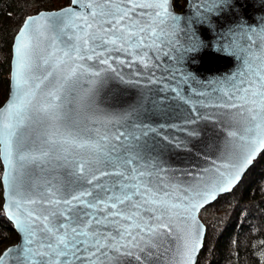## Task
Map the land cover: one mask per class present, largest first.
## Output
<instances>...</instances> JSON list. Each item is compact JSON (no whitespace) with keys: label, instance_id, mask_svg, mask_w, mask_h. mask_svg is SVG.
Segmentation results:
<instances>
[{"label":"snow or ice","instance_id":"1","mask_svg":"<svg viewBox=\"0 0 264 264\" xmlns=\"http://www.w3.org/2000/svg\"><path fill=\"white\" fill-rule=\"evenodd\" d=\"M195 2L186 22L171 0H70L58 13L25 19L14 93L0 108V183L20 243L0 253V264H162L173 240L176 264H193L197 211L230 191L264 151V18L250 24L241 14L219 34L213 51H230L239 68L198 90L192 85L202 81L185 66L210 47L201 29L214 30L213 18L243 6ZM120 67L161 83L199 119L212 114L196 105L230 110L223 162L208 177L183 181L167 164L165 150L184 145L160 131L166 125L146 122L139 109L97 108L82 78L102 84L111 72L123 80ZM182 86L208 99L193 101Z\"/></svg>","mask_w":264,"mask_h":264},{"label":"water","instance_id":"2","mask_svg":"<svg viewBox=\"0 0 264 264\" xmlns=\"http://www.w3.org/2000/svg\"><path fill=\"white\" fill-rule=\"evenodd\" d=\"M174 0H171V10L175 15L183 17L184 21H188L194 17L197 12L195 0H185L183 7L177 11L173 5ZM242 8L225 11L218 17L213 18L212 24L214 30L204 31L203 36L206 38V43L210 45L204 52L196 54L194 60L188 63L185 67L188 71L195 74L198 80L202 83L193 84L192 87L198 90H205V86L210 81H220L229 78L235 74L239 68L237 58L231 55L230 51H213L211 45L216 44L219 34L225 32L230 25L237 23L241 14L247 19L248 23L252 24L264 18V0H239ZM70 5V0L67 5L55 10H41L35 14L29 15L36 17L43 13L45 16L58 13ZM26 16L12 38L10 45V61H9V76L8 89L5 101L0 105L3 108L9 101V98L14 93V73H15V39L25 22ZM200 33H198L199 35ZM47 43V41L45 42ZM103 67V66H101ZM121 75L124 79L121 80L116 74L107 72L103 73V83H88L87 77L82 78L83 90H93L95 104L99 110L109 115L120 114L132 109H139L140 118L154 126L166 125L160 131L174 141H179L184 145L183 148H172L170 151L165 150L164 159L167 164L175 170V173L183 181L191 182L194 177H208L211 173L206 172V169H213L219 166L223 161L221 154L226 142V133L229 130L228 122L230 119V110L223 107H212L204 105H196L199 114H212V118L208 120L199 119L198 115L192 112V105L184 104L179 99H172L175 95L170 91H160L161 83H150L146 76L133 75V70L120 67ZM161 73L158 70L157 76ZM99 81L100 78H92ZM165 83L175 82L165 81ZM184 87L185 95L191 96L193 101H205L208 98L195 96L191 93L187 86ZM195 120V123L188 121ZM191 129H196L199 135L191 137L187 133ZM263 151L256 154L252 164L248 165L241 173L239 180L234 181L231 190H233L242 180L247 171L256 162ZM215 161V165L213 164ZM1 169L3 161L0 160ZM191 173V175H187ZM3 176L1 170L0 177ZM1 188V207L7 219L5 212L7 207V192L3 183H0ZM221 192L216 195L215 199L210 200L203 208L196 213V221L199 232L196 237V251L193 253V264H196L197 257L203 245L205 235V225L199 219V213L202 209L212 204L220 196L231 192ZM16 234V242L6 246L0 253L10 247H15L20 243V234L14 228ZM195 230V229H193ZM178 241L173 240V250L164 257L162 264H176L178 258L175 257L174 245Z\"/></svg>","mask_w":264,"mask_h":264},{"label":"trees","instance_id":"3","mask_svg":"<svg viewBox=\"0 0 264 264\" xmlns=\"http://www.w3.org/2000/svg\"><path fill=\"white\" fill-rule=\"evenodd\" d=\"M68 2L0 0V105L7 95L11 41L24 18ZM181 3L174 0L173 5ZM1 203L0 188V246L17 239ZM199 219L205 235L196 264H264V151L230 193L200 211Z\"/></svg>","mask_w":264,"mask_h":264},{"label":"rangeland","instance_id":"4","mask_svg":"<svg viewBox=\"0 0 264 264\" xmlns=\"http://www.w3.org/2000/svg\"><path fill=\"white\" fill-rule=\"evenodd\" d=\"M180 2H182L181 3V6H179V7H175L174 6V8H175V10H177V11H179L182 7H183V5L185 4V0H180ZM17 238V237H16ZM16 242V241H15ZM14 242H9L8 244H4V245H1L0 246V252L6 247V246H8V245H10V244H13Z\"/></svg>","mask_w":264,"mask_h":264},{"label":"bare ground","instance_id":"5","mask_svg":"<svg viewBox=\"0 0 264 264\" xmlns=\"http://www.w3.org/2000/svg\"><path fill=\"white\" fill-rule=\"evenodd\" d=\"M232 191V190H231Z\"/></svg>","mask_w":264,"mask_h":264}]
</instances>
